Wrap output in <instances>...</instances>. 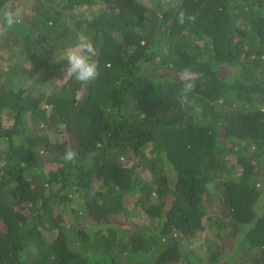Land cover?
I'll return each mask as SVG.
<instances>
[{
	"label": "trees",
	"instance_id": "obj_1",
	"mask_svg": "<svg viewBox=\"0 0 264 264\" xmlns=\"http://www.w3.org/2000/svg\"><path fill=\"white\" fill-rule=\"evenodd\" d=\"M16 5L0 36V264H264V0ZM78 33L97 48L88 85L62 59Z\"/></svg>",
	"mask_w": 264,
	"mask_h": 264
},
{
	"label": "clouds",
	"instance_id": "obj_2",
	"mask_svg": "<svg viewBox=\"0 0 264 264\" xmlns=\"http://www.w3.org/2000/svg\"><path fill=\"white\" fill-rule=\"evenodd\" d=\"M163 4H167L168 0H162ZM26 9L22 6H14V0H7V2L0 6V36L6 34V32L17 23L21 22L24 15H26ZM176 19L183 25L186 20L194 21V17L186 16L184 10H180L176 13ZM97 55V48L92 40L83 33H78L76 42L74 45L65 48L62 53V59L67 62L65 69L66 76L69 79L74 78L76 81L88 85L94 82L99 75L98 64L93 59ZM179 78L182 81L183 87L181 89V99L184 102L188 101V94L193 91L196 84L197 73H195L190 67H185L179 73ZM77 157V151L72 147H68L62 159L65 163H71L75 161Z\"/></svg>",
	"mask_w": 264,
	"mask_h": 264
},
{
	"label": "rangeland",
	"instance_id": "obj_3",
	"mask_svg": "<svg viewBox=\"0 0 264 264\" xmlns=\"http://www.w3.org/2000/svg\"><path fill=\"white\" fill-rule=\"evenodd\" d=\"M228 244V242H226ZM220 245V242L218 240L213 241V246L218 247Z\"/></svg>",
	"mask_w": 264,
	"mask_h": 264
}]
</instances>
